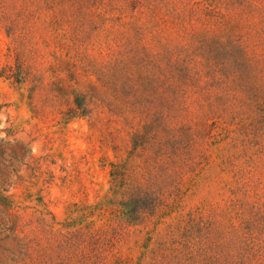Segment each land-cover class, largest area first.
<instances>
[{
	"label": "rangeland",
	"instance_id": "1",
	"mask_svg": "<svg viewBox=\"0 0 264 264\" xmlns=\"http://www.w3.org/2000/svg\"><path fill=\"white\" fill-rule=\"evenodd\" d=\"M178 5L0 0V171L23 175L22 184L6 193L20 215L2 214L0 205V264H111L117 255L136 261L181 214L221 199L222 182L232 174L219 164L225 144L217 131L203 145L197 137L199 150L214 153H168L179 163L154 179L164 187L168 208L142 225L123 221L115 210L120 198L111 191L110 163L128 158L133 135L157 121L164 105L172 122L183 124L209 111L234 123L259 111L251 92L211 75L181 88L162 84L155 40L169 27L162 19L172 21ZM243 24L239 34L256 32ZM137 29L145 30L142 37ZM76 95L86 96L79 116ZM258 136L264 138V129ZM189 157L190 166L180 164ZM136 162L143 177L146 160ZM39 197L50 214L35 212ZM109 220L122 226L100 245L94 230Z\"/></svg>",
	"mask_w": 264,
	"mask_h": 264
},
{
	"label": "trees",
	"instance_id": "2",
	"mask_svg": "<svg viewBox=\"0 0 264 264\" xmlns=\"http://www.w3.org/2000/svg\"><path fill=\"white\" fill-rule=\"evenodd\" d=\"M178 3L173 20L167 16L162 19L169 27L155 40L162 50L158 65L162 84L173 82L168 85L170 88H181L195 77L211 75L230 87L251 92L259 111L238 123L209 111L198 115V121L183 124L172 122L174 117L164 105L157 121L145 124L133 135L128 158L122 163H110L111 191L120 198L115 210L129 224H145L148 217L169 207L161 193L164 187L154 181L179 163L174 154L168 153H214L199 150L197 137H203V145L215 132L223 135L225 147L219 152V164L232 176L222 182L220 200L203 202L181 214L177 221L168 224L165 233H158L153 245L143 248L136 261L117 255L111 264H264V138L258 136V131L264 129V0ZM243 22L256 28V32L239 34L246 26ZM144 32L136 30L139 37ZM256 36L258 39L253 40ZM85 102V95H76L75 116L86 111ZM141 158L149 170L143 177L136 164ZM192 160L189 157L180 164L190 166ZM43 175H37V182ZM22 182L19 171H0L2 214L14 211L20 215L21 207L6 193ZM39 202L35 212L50 214L41 197ZM116 222L109 220L94 230L100 245L118 234L122 224Z\"/></svg>",
	"mask_w": 264,
	"mask_h": 264
}]
</instances>
